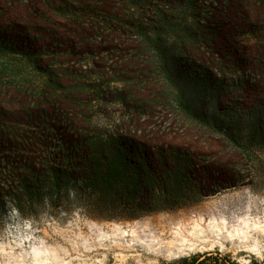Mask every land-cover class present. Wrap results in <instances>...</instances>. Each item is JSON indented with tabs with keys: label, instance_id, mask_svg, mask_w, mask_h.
<instances>
[{
	"label": "rangeland",
	"instance_id": "obj_1",
	"mask_svg": "<svg viewBox=\"0 0 264 264\" xmlns=\"http://www.w3.org/2000/svg\"><path fill=\"white\" fill-rule=\"evenodd\" d=\"M71 122L142 126L140 141L223 172L186 207L119 219L88 215L73 187L62 204L29 205L0 174V264H173L208 251L264 264V0H0V173Z\"/></svg>",
	"mask_w": 264,
	"mask_h": 264
},
{
	"label": "trees",
	"instance_id": "obj_2",
	"mask_svg": "<svg viewBox=\"0 0 264 264\" xmlns=\"http://www.w3.org/2000/svg\"><path fill=\"white\" fill-rule=\"evenodd\" d=\"M129 11L125 16H131ZM105 15L109 26L114 27L120 20L108 12ZM129 26L134 28L133 23ZM49 128L57 131L60 137L52 132L48 135H55L56 139L52 136L48 139L46 133L31 142L27 141L22 147L36 155L18 151L15 159L18 161L14 160L16 166L7 162L9 169H1L3 183L14 184L18 180L22 183L16 186L22 191L17 192L29 205L43 198L50 203L62 204L69 198V187H73V199L81 202L84 211L91 217L134 218L186 207L193 196L209 194L212 190L209 184L223 172L220 166L213 163L198 165L192 157L175 155L170 146L162 145L155 138L140 141L135 132L137 128L144 131L142 126L129 128L124 123H108L94 127L71 122ZM147 131L164 133L160 128ZM99 134L105 135L104 143L98 139ZM120 134L127 135L128 146L136 149L134 156L137 159L126 155L123 146L117 144L114 137ZM142 149L144 152L141 153L139 150ZM214 170L218 173L216 176ZM200 177L207 183H202ZM32 181H37L39 187H32ZM207 262L236 264L225 255L217 252L212 256L209 251L179 257L173 264Z\"/></svg>",
	"mask_w": 264,
	"mask_h": 264
}]
</instances>
